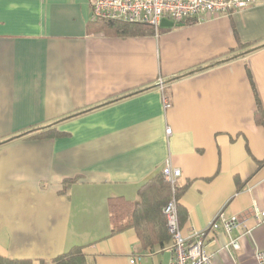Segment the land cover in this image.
Wrapping results in <instances>:
<instances>
[{
    "label": "crops",
    "instance_id": "0c3cea01",
    "mask_svg": "<svg viewBox=\"0 0 264 264\" xmlns=\"http://www.w3.org/2000/svg\"><path fill=\"white\" fill-rule=\"evenodd\" d=\"M92 19L88 0H0V142L53 122L65 133L0 144V254L52 259L82 246L87 264H171L172 238L143 248L133 228L112 233L108 206L137 199L170 162L185 186L183 235L235 215L250 230L241 249L225 248L223 230L207 232L206 248L215 264H258L264 46L250 50L264 43V0L148 36L90 30Z\"/></svg>",
    "mask_w": 264,
    "mask_h": 264
},
{
    "label": "built area",
    "instance_id": "2783aa9c",
    "mask_svg": "<svg viewBox=\"0 0 264 264\" xmlns=\"http://www.w3.org/2000/svg\"><path fill=\"white\" fill-rule=\"evenodd\" d=\"M94 19L118 21L127 23H148L156 30L161 25L163 18L180 23L188 19H198L204 14L227 13L241 9L252 4L253 0H88ZM163 86V81L159 82ZM164 106L169 107L170 101L166 94L163 95ZM171 133V128L167 129ZM165 179L170 182L173 189L171 200L164 206L167 217L168 229L172 235L175 257L171 264H215L213 255L206 248V236L209 230H223L229 240L226 249H241V238L250 233L244 224L235 215L227 216L221 211L204 230H195L189 237L182 233L178 214V198L176 187L181 176L179 168H173L167 162L162 168ZM253 216L257 223L264 220V209L254 207ZM237 232V235H233ZM140 257H133L131 264H139ZM256 260L264 264V248L257 249Z\"/></svg>",
    "mask_w": 264,
    "mask_h": 264
},
{
    "label": "trees",
    "instance_id": "16d2710c",
    "mask_svg": "<svg viewBox=\"0 0 264 264\" xmlns=\"http://www.w3.org/2000/svg\"><path fill=\"white\" fill-rule=\"evenodd\" d=\"M197 21V19H188L180 23H195ZM88 27L90 28V30L103 31L107 35L122 37L148 36L155 35L158 32L153 25L148 23H127L118 21H106L102 19H92ZM263 46L264 43L256 48L251 49L250 51L256 50ZM229 59L231 58H225V60ZM205 68L206 66H200L196 70L183 72L182 74H178L172 77L169 81L178 80ZM142 90L144 89H137L133 92L125 94L122 97L107 100L101 104L96 105L94 109L108 105L124 97L131 96ZM256 118L259 123H264V111L260 103H258ZM64 119H68V117ZM56 123L57 122H53L44 126L28 129L0 142V144L23 137L55 138L64 136L65 133L59 131L55 127ZM73 181L74 180L66 179L64 182V190H67L69 184ZM184 189L185 186L183 187L177 185V198H180ZM172 196V185L165 179L164 174L161 171L140 188L137 199L127 200L124 197L109 198L108 206L110 211L112 233H118L128 228H133L136 231L139 237L140 244L143 248H148L156 244L163 245L165 242H168L172 238V235L169 232L167 217L163 209L164 206L171 200ZM178 214L180 225L182 226L186 221V212L179 203ZM0 264H87V260L86 255L83 251V247L75 246L68 252L60 254L52 259H11L5 255L0 254Z\"/></svg>",
    "mask_w": 264,
    "mask_h": 264
},
{
    "label": "water",
    "instance_id": "95a60500",
    "mask_svg": "<svg viewBox=\"0 0 264 264\" xmlns=\"http://www.w3.org/2000/svg\"><path fill=\"white\" fill-rule=\"evenodd\" d=\"M180 23H175L173 20H170L168 18H163L161 21V26L165 27H173V26H179Z\"/></svg>",
    "mask_w": 264,
    "mask_h": 264
}]
</instances>
